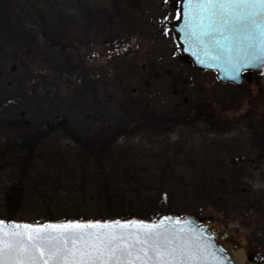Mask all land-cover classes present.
<instances>
[{
  "label": "rangeland",
  "instance_id": "rangeland-1",
  "mask_svg": "<svg viewBox=\"0 0 264 264\" xmlns=\"http://www.w3.org/2000/svg\"><path fill=\"white\" fill-rule=\"evenodd\" d=\"M18 1L25 10H34L33 23L40 37L36 46L25 47L18 53L19 60L8 62L7 72L2 73L1 83L18 95L23 106L19 109L0 106V136L5 137V130L13 127L10 123L15 120L21 124L18 119H23L28 131L46 130L40 126L41 114H45L53 100L57 103V95L66 101L61 104L59 122L62 125L51 132L50 126L57 121L50 116L47 129L53 141L62 137L64 143L72 146L82 141L88 125L98 116L99 103L108 106L109 113L103 107L99 127L95 129L113 124L118 110L129 107L131 101L155 111L185 110L188 106V118L160 129L155 123V114L149 115L147 120L142 118V122L124 124L118 134V145L129 142L143 151L156 150L166 142L176 145L179 153L172 166L188 184H198L201 178L218 175L224 162H250V167L256 171L242 187L246 193L251 188L259 193L264 191V152L258 149L264 131V73L250 74L238 87L223 85L216 80L214 72L198 71L187 61L179 60L178 49L174 50L176 58H169L174 47L169 52L163 48V56L168 60H157L163 40L141 36L140 32H133L127 39L116 27L104 30L100 25L99 19L106 21L107 15L99 13V9L109 10L114 0ZM131 6L149 7L141 1ZM150 15L160 16L157 12ZM57 26L60 32H53ZM148 49L151 57H145ZM50 143L54 142L50 140ZM5 161L8 164V158ZM0 164L3 165L2 160ZM3 167L0 166L1 178L5 177ZM56 169L47 167L40 172L54 174ZM19 180L16 179V183ZM27 184L30 183H21L20 187ZM187 203L192 208L190 215L210 223L222 222L221 226L237 236H249L264 255L261 246L264 214L248 212L247 202L240 197H228L221 203L209 205L191 194ZM0 206H3L2 201Z\"/></svg>",
  "mask_w": 264,
  "mask_h": 264
},
{
  "label": "trees",
  "instance_id": "trees-1",
  "mask_svg": "<svg viewBox=\"0 0 264 264\" xmlns=\"http://www.w3.org/2000/svg\"><path fill=\"white\" fill-rule=\"evenodd\" d=\"M20 4L18 0H0V70L3 73L7 72L8 62L19 60L20 51L39 43L40 32L33 23L34 10H25ZM45 29L48 32L61 30L58 26ZM1 88L0 106L11 109L23 106L8 85ZM103 107L99 103L100 112L96 113V118L101 119ZM45 111L39 122L46 130L28 131L23 119H18L21 124L15 120L10 123L13 127L10 125L5 130V137L0 136V160L5 165L0 164L5 170V177H0L1 220L43 224L137 217L157 221L170 214L190 215L192 208L187 202L191 194L209 205L221 203L228 197H240L247 202L248 212L264 214V191L259 193L251 188L246 193L242 187L256 171L250 167V162H224L218 175L201 178L198 184H188L172 166L179 153L176 145L166 142L151 151H143L129 142L119 146L118 134L124 124L142 122L141 114H147L144 113L146 107L134 101L129 107L118 110L110 126L95 129L88 125L82 141L75 146L68 141L64 143L62 137L52 140L47 129L51 109ZM178 112L153 111L158 129L171 124L170 119L175 120ZM261 138L258 149L264 152V131ZM47 167L57 169L54 174L40 172ZM25 182L30 184L20 187Z\"/></svg>",
  "mask_w": 264,
  "mask_h": 264
},
{
  "label": "snow or ice",
  "instance_id": "snow-or-ice-1",
  "mask_svg": "<svg viewBox=\"0 0 264 264\" xmlns=\"http://www.w3.org/2000/svg\"><path fill=\"white\" fill-rule=\"evenodd\" d=\"M186 27L191 41L220 55L264 62V0H189ZM198 254L163 220L13 224L0 231V264H196Z\"/></svg>",
  "mask_w": 264,
  "mask_h": 264
},
{
  "label": "water",
  "instance_id": "water-1",
  "mask_svg": "<svg viewBox=\"0 0 264 264\" xmlns=\"http://www.w3.org/2000/svg\"><path fill=\"white\" fill-rule=\"evenodd\" d=\"M189 0H182L180 6V19L171 24L176 36L182 56L194 66L198 71H210L216 73L219 83L223 85L242 86L249 73L261 75L264 73V62H238L235 58L220 55L212 47L207 48L198 42L191 41L186 34L188 29L187 13ZM247 66H244V65ZM163 220L165 228L169 232H175L188 239L192 245L193 252H199L196 264H262L259 259V250L247 235L237 236L234 232L221 226L222 222L210 223L196 219L192 215L178 216L170 214L161 217L157 221H149L137 217L123 220L116 219L106 221L107 223H148L160 224ZM4 226H0V231H8L13 224H30L18 221L1 220ZM68 222H101V221H66V222H45L43 224H30L33 226H43L45 224H63ZM104 223V222H101ZM120 231V229H115ZM124 231L133 232L134 228Z\"/></svg>",
  "mask_w": 264,
  "mask_h": 264
},
{
  "label": "flooded vegetation",
  "instance_id": "flooded-vegetation-1",
  "mask_svg": "<svg viewBox=\"0 0 264 264\" xmlns=\"http://www.w3.org/2000/svg\"><path fill=\"white\" fill-rule=\"evenodd\" d=\"M139 1H141V4H144L145 6H149V7L146 9H140V8H136V7L134 8L131 6V4H137L139 3ZM143 1L144 0H114L112 1V3L110 2L109 10L99 9V13L103 12V15L104 14L107 15L106 21L103 20V18L99 19L100 25H102L104 30L105 29L112 30L116 27V29L123 32V35H127L128 37L127 39H130V37H132L133 32H140L142 33L141 36L148 35L150 37H153L155 40H158V41L163 40L164 45L161 46V49L157 53L158 55H160L159 57H156L157 60H168L169 58L175 59L176 56H173V55H175V52H176L174 50H177V49L180 52L179 60L181 61L186 60L181 54L180 46L178 44L174 31L172 30V27H171L172 23L180 19V9L179 8L181 6L182 0H172V2L171 0H147L148 1L147 3H143ZM158 1H161V3L158 4ZM173 2L174 4H172ZM158 5L159 7L157 8ZM152 12H157L159 13L160 16L153 18L150 15ZM108 14H110L111 16H108ZM103 15L99 16V18L102 17ZM149 15L150 17H148ZM147 17H148V21H147ZM104 24H108V26H110L111 24V26L108 27L107 25H104ZM112 24L114 25L112 26ZM172 47H174V49L171 50L172 56L171 57L169 56V58H166L165 56H163V52H162L163 48L167 49V52H169L170 48ZM145 57H151V51H149V49L145 53ZM2 73L3 72H0V75H1L0 76L1 78L0 79V91L3 93V90L1 87L4 85V83H1V82H3L2 80L4 77ZM250 74H253V73H249L247 78L249 77ZM95 87L97 88V91H98L99 83H97ZM58 98L59 97L57 95V103L53 100V103L49 105V108L51 109V117L52 119L54 118L57 121L56 123H53L50 126L51 132H55L58 126L60 127L62 125L61 122H59L60 121L59 119H61L60 118L61 109H62L61 104L63 105L66 101L62 100L61 98L59 99ZM130 101H131V98H130ZM130 103L131 102H129V104ZM148 107L146 108V111L144 112V113L147 112V114H143V113L141 114L144 120H147L148 117L150 116L153 117L152 116L154 114L153 111H155V110H149ZM187 107L188 106H185V110L184 109L177 110V111H180L178 112L179 115L175 117V120L170 119L172 121V124L178 123L181 120H185L186 118H188L187 112H189V107L188 108ZM158 108L160 109V107ZM96 109H99L98 105L96 106ZM53 111H55V113H53ZM182 111H185L184 113H186V115L183 116ZM165 120L167 121V119ZM65 123L66 121H64L63 126ZM91 126L92 128H94L95 126L99 127V118L93 119L91 121ZM261 246L264 247V243H262ZM258 256H259L261 263L264 264V255L260 253V250H259Z\"/></svg>",
  "mask_w": 264,
  "mask_h": 264
}]
</instances>
